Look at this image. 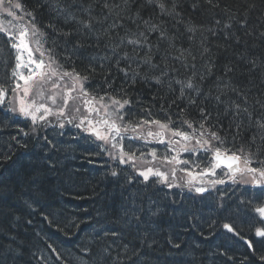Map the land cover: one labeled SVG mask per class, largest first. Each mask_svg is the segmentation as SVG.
Segmentation results:
<instances>
[{
    "label": "trees",
    "instance_id": "obj_1",
    "mask_svg": "<svg viewBox=\"0 0 264 264\" xmlns=\"http://www.w3.org/2000/svg\"><path fill=\"white\" fill-rule=\"evenodd\" d=\"M19 2L28 9L36 10L35 23L48 32L51 41L54 34L46 25L55 21L46 6L40 7L50 0ZM192 3L193 0H183L185 20L197 27H211L217 33L212 36L204 32L215 67L213 75L203 83V92L207 94L211 91L212 96H215L217 78H231L233 84L238 86V91L251 89L247 92L252 105L250 110L254 118H264V108L255 103L256 98L264 101V67L249 71L252 66L248 63V60H256L258 65H264V35H261L264 33V0H220L221 8L218 9H210L201 0L195 10L191 8ZM246 3H255L256 8L243 15ZM224 6L240 12V19L246 21V25L241 27L233 22L231 29H224ZM158 12L159 9L153 11L145 8L143 14L147 18ZM216 19L221 21L219 26L215 24ZM167 26L179 36L178 47L192 46L198 56L197 70L203 71L202 65L208 57H199L200 33L197 32L192 43L188 39L191 34L184 31V25L173 27V22L169 20ZM80 39L85 46L73 52L72 44H65L60 38L61 42L53 54L68 70L75 67L76 71L88 74L89 80L85 84L92 93L103 95L108 92L117 96L121 94V88L125 89L132 101L130 106H125L124 112L128 113L125 119L167 121L170 118L172 128L188 119L198 128L197 122L201 120L199 109L203 107L211 113L206 127L214 125L213 130H218L224 138L222 153L243 156L238 149L243 145L247 150L250 146V137L255 129L249 128L245 120L237 133V120L233 112H225V106L231 101L242 103L236 93L229 92L222 96L224 103L221 104L210 97L201 96L197 98L196 105L190 106L187 97L179 98L180 85L173 83L169 88L168 77L164 78L162 84L151 81L130 86L115 66L109 67L107 61L101 60L105 49L89 47L94 43L93 40L85 37ZM71 40L75 41L76 37L73 36ZM47 47H51V44H46ZM68 56L72 59H67ZM91 58H95L92 59L95 72L90 70ZM101 62L104 63L103 69L99 67ZM14 64L13 48L5 34L0 32V86L7 90L13 86ZM225 66L232 67L234 72L225 76ZM189 74L182 69L174 76L183 80ZM105 77L113 82L111 88H107ZM4 115V108L0 106V120ZM5 123L7 126H0V153L7 152L12 146L16 162L0 164V264H60L55 260V253L48 247L49 244L58 251L75 254L81 245L89 244L97 233L105 230L120 231L123 234L122 243L138 246L141 256L136 264H264L260 259L264 256V240L255 236L256 228H264V217L254 210L264 204V189L225 183L217 190L201 195L183 188L169 189L155 183V179L145 183L131 168L110 165L105 153L100 150V144L91 136L85 137L76 128L65 132L36 125L41 137L38 141L36 136L30 134L24 137L18 132L19 128L31 132L32 122L29 120L16 116ZM182 130L189 129L184 125ZM45 135L55 143V149L40 143ZM13 136L19 138L20 144L26 142L27 147H21L13 141ZM193 156H197V162L193 163L197 169L203 170L209 166L211 157L208 152L191 153V158ZM50 162H55V168L49 167ZM251 166L264 167V150L251 158ZM33 167L42 170L43 191L39 193L26 175ZM113 169L120 175L113 177ZM129 177H132L131 183L128 182ZM221 196H224L227 211L217 207ZM133 198L143 222L133 223L129 227L125 223V210L132 206ZM156 209H159V214L152 216L150 210ZM45 215L50 220L55 218L58 223L76 221L79 229L68 228L66 231L69 235H65V232L57 230L56 224L50 225L44 219ZM225 223L232 224L237 234L229 233L223 227ZM48 228L52 231L48 232ZM170 240L179 242L181 248H174ZM248 241L253 242L255 251L248 247ZM92 247L95 249V245ZM45 257L48 259L45 260Z\"/></svg>",
    "mask_w": 264,
    "mask_h": 264
},
{
    "label": "snow or ice",
    "instance_id": "obj_2",
    "mask_svg": "<svg viewBox=\"0 0 264 264\" xmlns=\"http://www.w3.org/2000/svg\"><path fill=\"white\" fill-rule=\"evenodd\" d=\"M200 2L201 0H193L191 8L193 10L197 9L200 6ZM202 2L210 9L221 8L220 0H202ZM45 6L49 9L53 21H55V23L49 22L46 25V28L51 29L54 34V38L51 41L48 39V32L42 30L35 23L36 10L26 8L19 0H0V9L8 17H11L12 20H24L25 17L30 19L26 21L25 25L13 24L11 21L8 22L9 27L0 24V32L5 34L11 48L16 49L17 53H19L21 48L28 51L29 62L34 65V68L29 69V75L27 76L22 73L19 75L25 84L39 77L41 88L37 90V96L43 98V85L49 82H51V87L53 88L60 87V84L52 79L53 77H56L60 81L68 78L65 81L67 91L61 96L59 106H57L58 94L53 93L48 96L51 104L37 103L35 99L25 104L21 100L19 107H16L12 104H4L8 91L3 86H0V106H3L5 112L3 119L0 120V126H7L5 122L16 116L30 119L32 122L31 132L25 131L24 128H19L18 132L24 137H28L30 134L36 136L39 141L41 137L36 128L38 122L42 125V128L51 127L59 130H63L67 123L80 129L82 133H86L101 141L102 143L99 147L102 152L107 153L109 158L117 165H128L137 176L143 178V182L146 183L151 177H156L155 183L164 184L169 189L181 187V185L177 184L174 179L169 182L168 174L161 171L160 167L173 163L187 164V160L178 158L179 153L182 151H190L193 155L197 154L200 150H204L205 152L210 151L214 159L200 173V175L209 178L207 180L208 186L194 187L196 193L203 195L209 192V187L215 190L216 185L226 183L223 177H227L233 184L250 183L253 186L264 188V167L249 166L251 158L264 150V118H254L253 112L250 110L252 105L249 102L247 92H250L251 89L238 91V86L233 84L231 78H217L215 96H212L211 91L207 94L203 92V83L213 75L215 67V63L209 55L211 49L207 46L208 37L204 35V32L206 31L212 36L217 35V33L211 27L205 29L204 26L197 27L186 21L184 18L183 0H50V2L40 5V7ZM145 8H151L153 11L159 9V12L155 15L150 14L145 18L143 14ZM255 8V3H246L243 15H247L248 10ZM222 11L226 16V21L223 25L224 29H231L233 22L240 24L241 27L246 25V21L242 22L240 19V12L233 11L228 6H224ZM18 12L21 14L17 15ZM169 20L173 22V27L184 25V31L191 34L188 39L192 43L195 42L197 32L200 33L199 57L201 59L205 56L208 57L202 65L203 71L197 70L196 60L198 56L194 53L191 45L187 48L177 46L179 36L169 30L167 26ZM215 24L219 26L221 21L216 19ZM12 29H17V31H13ZM29 31L31 32L33 43L36 45L35 50L40 53V57L47 56V60L42 58L31 59L32 51L24 39V37L29 35ZM246 34L250 35V33ZM261 35H264V33H261ZM73 36L76 37L75 41L71 40ZM81 37L94 41L93 44L88 45L89 47H102L105 49V54L101 60L107 61L109 67L115 66L123 74L125 81L130 86L139 82L148 83L151 81H154L156 84H162L164 78L168 77L169 88L172 87L173 83L180 85L179 98L184 99L187 97L190 106L196 105L198 103L197 98L201 96H205V98L210 97L218 104H221L224 103L222 96L228 95L229 92L239 95L242 103L231 101L225 106V112H233V116L237 120V133L240 132L245 120L249 128L255 129L250 137V146L247 150H245L243 145L238 149V152L243 154L244 167L237 166L233 168V161H239L241 155L237 153L229 155L227 152L222 154L221 145L224 143V138L219 135L218 130H213L214 125L206 127L211 113H208L203 107L199 109L201 120L197 122L198 128L194 127L193 122L188 119L182 120V123L176 128L170 127L172 123L170 118L167 121L158 119L143 121L129 119L126 121L125 116L128 113L124 112L123 109L126 105L130 106L132 101L125 89L121 88V94L117 96L110 95L108 92H105L103 95L99 92L92 93L84 86L85 82L89 80V75L76 71L75 67L68 70L53 54L55 48L61 42L60 38H63L65 44L69 42L72 44L73 52H78L79 49L85 46L80 39ZM225 38L227 39L228 37L226 36ZM237 42H239V38H237ZM49 43L51 47L45 48L44 46ZM65 51H67V47H65ZM16 58L17 60L20 59L19 54ZM66 58L72 59L71 56ZM92 59L95 58L90 59V70L95 72V67L92 66ZM248 63L252 66L249 71L255 70L256 67H264V65H258L256 60H248ZM20 66V64H17L16 67L19 68ZM99 67L103 69L104 63L101 62ZM182 69L188 71L190 74L183 80L175 78L174 74L180 72ZM231 72H234V69L225 66V76ZM12 74L13 76L18 75L15 69ZM108 74L110 75V71ZM105 83L107 88L112 87L113 82L108 81L107 77H105ZM16 87L18 88L19 84ZM24 92L27 95L29 88L26 87ZM73 92L76 93L75 96L72 95ZM69 99L73 101L79 100L89 115L78 117L67 112ZM255 103L264 108V101H261L259 98H256ZM41 112L42 115L38 117L37 113ZM72 112L79 113L80 106H74ZM93 113H95V116H92ZM66 114L67 119H65ZM49 116L55 117V123L48 119ZM241 117L243 119H240ZM151 125H155L156 130H153ZM184 125H187V129H191V131L182 130ZM144 126H147V130L145 133H141L139 129ZM166 133L171 134L167 140H165ZM58 134L62 135L63 132H58ZM149 137L156 138L158 143L166 145L169 152H176L177 154L157 157L156 150L152 149L148 153L152 157V161H149V163L159 159L161 165L139 168L137 160L142 161L145 153L141 152V155L137 157L136 152L139 149H135L131 144L125 148L123 141L125 139H144L147 142ZM175 137H179V139H174ZM11 139L20 144L17 136H13ZM42 139L46 147L55 149V143L47 135L43 136ZM257 140L260 141L259 144H257ZM213 141L216 143L213 144ZM176 145L180 147L176 148ZM20 146L26 148L27 144L25 142L20 144ZM252 146H254L255 150H253ZM14 155L13 147L9 146L7 152L0 153V164L15 163L16 161L13 159ZM221 165L232 170L231 174L224 172L221 174V177H216L214 169L221 167ZM49 167L55 168V162H50ZM182 171H185L188 176H192L190 170L182 169ZM170 172L175 177V167L171 168ZM237 174H239L240 179H237ZM26 175L37 192H42V170L33 167L30 172H26ZM111 175L117 177L120 173L113 169ZM128 182H132V177L128 178ZM200 183L203 185L204 181ZM192 185V180H188L186 186L189 187V190H193ZM249 203L252 202L249 201ZM131 204L132 206L125 210V223L129 227L133 223L139 224L143 222L136 208L134 198L131 200ZM217 207L227 211L224 196L220 197ZM254 210L261 217H264V204L257 206ZM150 211L152 216L159 214V209ZM44 219L50 225L56 224L57 230L65 232V235H69L66 231L68 228L79 229V223L76 221L58 223L55 218L50 220L48 215H45ZM223 227L229 233L237 234L232 224L225 223ZM255 236L264 240V228H256ZM122 240V232L105 230L102 233H97V236L93 237L89 244L81 245L75 254L58 251L51 244L48 247L55 253V260L59 261L60 264H136V261L141 256V250L136 245L122 243ZM169 243H172V246L176 249L181 248L179 242L173 243L170 240ZM247 243L248 247L255 251L253 242L248 241ZM92 245H95V249H93ZM47 259L45 257V260ZM260 259L264 261V256H261Z\"/></svg>",
    "mask_w": 264,
    "mask_h": 264
},
{
    "label": "rangeland",
    "instance_id": "obj_3",
    "mask_svg": "<svg viewBox=\"0 0 264 264\" xmlns=\"http://www.w3.org/2000/svg\"><path fill=\"white\" fill-rule=\"evenodd\" d=\"M21 13L18 12L17 15H20ZM30 19L28 17H25L24 20H12L11 17H8L6 15V13L3 12L2 9H0V24H2L5 27H9V21H11L13 24H21V25H25L26 21ZM13 31H17V29H12ZM3 33V32H2ZM25 41L29 44V49L32 51V57L31 59L35 60L38 58H42L47 60V56L45 57H40V53L37 52L36 49V45L35 43H33V38L31 35V32L29 31V35L24 37ZM8 41V39H7ZM19 42V41H17ZM45 47V46H44ZM14 53H15V64L13 66L12 69V73L13 70L15 69V71L18 73V75L13 76V86L10 90L8 91V95L5 98V103L6 104H12L15 105L16 107H19L20 101L23 100L25 104H28L30 101H32L33 99L36 100L37 103H47V104H51V101L48 100V96L53 94V93H57V106H59V104L61 103V96L64 95L67 91V89L65 88V81H67L68 78H64V81H60L57 80L56 77H53L52 79L55 80L57 83L60 84L59 88H53L51 87V82L44 84L43 85V98L37 96V90L41 88V85L39 83V77H37L35 80L29 81L28 84H25L23 79H20V75L19 74H24L25 76L29 75V69L30 68H34V65H32L29 62V53L28 51H25L23 48H21L19 50V53H17L16 49H13ZM19 54L20 59L17 60V55ZM17 64H20L21 66L19 68H17ZM19 84V87L17 88L16 85ZM86 87V84L84 85ZM29 88V93L27 95H25L24 89L25 88ZM73 96L76 95L75 92L72 93ZM79 105L80 106V112L79 113H73V107ZM125 109V108H124ZM123 109V111H124ZM67 112L72 113L73 115L76 116H88L89 114L87 113L85 107L81 104V102L79 100L73 101L72 99H69L68 101V109ZM40 115H42L41 113H37V116L39 117ZM92 116H95V113L92 114ZM19 117V116H17ZM21 118V117H20ZM24 119V118H22ZM49 120L53 121V123H55V117L54 116H49L48 117ZM65 119H67V114ZM127 119V118H126ZM125 119V120H126ZM30 120V119H27ZM128 120V119H127ZM126 120V121H127ZM31 121V120H30ZM37 125H41L39 122L37 123ZM73 126L69 125V124H65V128L63 130H69L71 129ZM153 130H156V126L155 125H151ZM171 127V125H170ZM75 128V127H73ZM172 128V127H171ZM78 129V128H76ZM61 130V131H63ZM80 131V129H78ZM147 130V126L141 127L139 129V131L141 133H145ZM187 131H191L190 129ZM82 135H84L85 137L88 138V134L86 133H82ZM170 133H166L165 134V140H167V138L170 136ZM92 137V136H91ZM94 139V141L98 142L99 144H101V141L96 140L94 137H92ZM174 139H179V137H175ZM216 142L213 141V144H215ZM123 144L125 146V148H127V146L129 144L133 145L135 149H139V151L136 152V156L139 157L141 155V152L145 153L143 160H137V166L139 168H147V167H157L161 165V161L159 159H157L156 161L149 163V161H152V157L150 155H148V153L150 152V150L155 149L157 152V157H160L162 155H176V152H169L166 148L165 144H161L157 142V139L154 137H149L147 139V142L144 139H135V140H129V139H125L123 141ZM176 148H179V145L175 146ZM189 147H191V145H189ZM200 151H204V150H200ZM199 151V152H200ZM198 152V153H199ZM105 153V152H104ZM209 156L211 157V161H212V153L209 151L208 152ZM196 155V154H195ZM106 158L109 160L110 165H114L116 163H114L109 156L107 155V153H105ZM179 159L181 160H187L188 163L187 164H171V165H164L162 167H160V170L167 173L169 176V182H171L173 179L175 180V182L177 184H180L181 187H172L170 189H178V188H183L188 190L189 192H193L194 191V187L196 186H208L207 185V179L208 177L206 176H202L200 175V173L205 170H201V169H197L196 163L197 162V156H193V160L191 158V152L190 151H182L179 153ZM122 166H127L128 168H130L128 165H122ZM250 167L251 164L249 165ZM175 167L176 172H175V177H173L171 175L170 169ZM240 167H244V162H243V156H241L240 159ZM182 169H188L192 172V176H188L185 171H182ZM224 173L227 172L226 170H217L215 171L216 177H221V175H219L218 173ZM228 173V172H227ZM154 178L155 180L157 179L156 177H151L150 179ZM237 179H240L239 174H237ZM246 179H248V177H246ZM188 180H192L193 182V190H189V187L186 186L187 181ZM226 183H232L231 180H229L227 177H225ZM201 181H204V184L201 185ZM160 184V183H159ZM233 184V183H232ZM238 185H241L243 187H252L253 185H251L250 183H245V184H240L237 183ZM160 185H164V184H160ZM167 187V186H166ZM218 187H221V185H216L215 189L217 190ZM209 190H212L211 187H209ZM195 192V191H194Z\"/></svg>",
    "mask_w": 264,
    "mask_h": 264
},
{
    "label": "water",
    "instance_id": "obj_4",
    "mask_svg": "<svg viewBox=\"0 0 264 264\" xmlns=\"http://www.w3.org/2000/svg\"><path fill=\"white\" fill-rule=\"evenodd\" d=\"M239 167V161H233V168H235V167ZM221 167H223V168H226V167H224L223 165H221ZM218 168V167H217ZM228 171H229V173L231 174V171L232 170H230V169H228V168H226Z\"/></svg>",
    "mask_w": 264,
    "mask_h": 264
},
{
    "label": "bare ground",
    "instance_id": "obj_5",
    "mask_svg": "<svg viewBox=\"0 0 264 264\" xmlns=\"http://www.w3.org/2000/svg\"><path fill=\"white\" fill-rule=\"evenodd\" d=\"M149 9H151V8H149ZM29 121H30V120H29ZM30 122H31V121H30ZM63 131H65V132H69L70 130L67 129V130H63ZM40 143H41L42 145H44V141H40ZM44 146H45V145H44ZM47 231H48V232H49V231L51 232L52 229H49V228H48ZM2 243H3L4 246H7V244H4V242H2Z\"/></svg>",
    "mask_w": 264,
    "mask_h": 264
}]
</instances>
